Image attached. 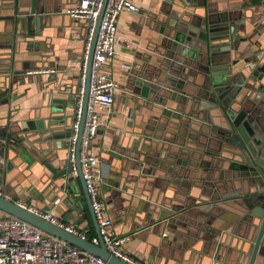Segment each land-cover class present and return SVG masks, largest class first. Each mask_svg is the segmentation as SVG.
<instances>
[{
	"label": "crops",
	"instance_id": "1",
	"mask_svg": "<svg viewBox=\"0 0 264 264\" xmlns=\"http://www.w3.org/2000/svg\"><path fill=\"white\" fill-rule=\"evenodd\" d=\"M78 1L0 0V135L17 137L40 119L64 121L55 126L61 134L43 149L19 145L5 151L0 142V193L14 202L49 206L47 211L90 238L96 230L79 179L73 180L77 203L53 205L52 173L43 165L47 160L61 168L68 159L66 132L74 116L86 21L65 11ZM189 1L187 9L206 12L212 29L228 17L243 37L240 49L251 55L264 51L263 0ZM132 2L138 11L119 14L113 61L105 65L118 88L113 105L97 109L100 124L90 145L111 229L128 237L122 250L144 264H247L258 222L245 202L251 191L219 145L218 119L210 114L215 111L193 105L194 94H204V74L181 66L190 64L186 56L168 59L164 47L161 25L177 6L167 0ZM28 16L40 17L38 24L30 21L31 37ZM147 73L162 87L169 74L187 78L185 92L177 90L173 100L163 97L164 104L158 95L144 98L128 82L130 75ZM161 93L171 95L168 89ZM254 110L264 116V105ZM260 243L253 264H264Z\"/></svg>",
	"mask_w": 264,
	"mask_h": 264
},
{
	"label": "water",
	"instance_id": "2",
	"mask_svg": "<svg viewBox=\"0 0 264 264\" xmlns=\"http://www.w3.org/2000/svg\"><path fill=\"white\" fill-rule=\"evenodd\" d=\"M167 1L171 4L175 3L177 6V10L171 13L172 18L163 21L160 29L165 40L164 47L169 51L168 59H173L177 55L186 56L189 58L190 64L184 62L181 66L190 68L192 65L197 68L198 72L204 74V80L200 85V90L204 92V96L198 92L194 94L193 105H197L199 109L207 108L209 112L215 111V113L210 114L214 119H218L216 127L220 129L217 137L219 145L230 154V168L239 171L238 178H241L242 183L251 191V195L245 199V202L250 209V215L258 219L254 225L257 229V235L253 240L247 262V264H253L260 248V242L264 240V120H262L264 116L254 110L258 104L264 105V51L261 49L251 55L245 49H240V42L243 37L237 32L236 27L228 17L220 19L217 22L218 28L212 29L209 26L212 21L206 12L198 13L197 8L192 11L187 9L186 6L191 5L189 0H179L177 3L174 0ZM105 3L106 0L103 1V8ZM194 5H196V0ZM170 11H166V13ZM32 14L35 12L33 11ZM100 17L88 55L83 108H85L87 100L90 61ZM195 18L198 21H195ZM39 19L40 17L33 16L26 18L28 31L26 36H33V33H29L30 21L33 20L38 24ZM217 39L221 40L216 41ZM224 39L227 41L225 42ZM166 79V86L162 87L161 84H157V78L151 73H147L141 78L130 75L128 84L132 88L135 86L139 89L138 93L144 98H148L150 95H158L157 101L162 103L165 100L163 97L174 98L177 90L185 92L184 86L188 83L187 78L179 75L169 74ZM161 89H168L171 95L169 97L163 95ZM67 105L71 106V103L68 101ZM83 119L84 114L79 127L75 153L76 177L81 183L99 240L98 244L82 240L63 228L43 220L20 207L17 202L7 199L1 193L0 209L67 241L73 246L101 257L109 264H127L106 249L99 235V224L92 210L79 163V142ZM47 120L46 124L43 119L36 120L34 126L27 123L23 126V132L18 131L17 137L8 132L4 136L0 135V142L5 146V151L8 149L15 150L19 145L28 150L32 147L43 149L45 144L50 145L51 140L56 135L61 134L55 131L56 124L64 121H59L54 117L47 118ZM66 135L69 137L70 131L68 134L66 132ZM41 154L44 155V151ZM43 165L52 173L53 205L63 202L71 206L73 203H77L79 198L74 195L76 188L73 183L76 177L71 174L72 166L69 161L65 160L61 168L53 167L51 162L47 160L43 162ZM28 203L30 202L28 201ZM39 208L46 211L50 209L49 206Z\"/></svg>",
	"mask_w": 264,
	"mask_h": 264
},
{
	"label": "built area",
	"instance_id": "3",
	"mask_svg": "<svg viewBox=\"0 0 264 264\" xmlns=\"http://www.w3.org/2000/svg\"><path fill=\"white\" fill-rule=\"evenodd\" d=\"M80 0L65 13L74 20H85V46L80 62L79 85L74 98V116L68 137V161L72 166V176H77L75 153L82 116L83 127L79 142V163L85 188L91 201L95 218L99 224V235L106 249L127 264H144L122 250L128 237L116 236L111 229V219L101 202L98 177L95 174L98 157L90 152L92 139L100 124L97 109L113 105L118 84L105 70V65L113 61L116 41L117 18L122 11H138L132 0ZM264 2V0H263ZM103 9V11H102ZM102 11V12H101ZM101 14V17H100ZM100 17L95 44L90 61L87 100L83 108L86 83V68L93 35ZM129 70V64H121ZM39 72V71H36ZM23 209L43 220L63 228L82 240L98 244L97 235L88 237L74 225L64 223L50 211L17 202ZM0 264H109L101 257L69 244L67 241L49 234L42 229L0 209Z\"/></svg>",
	"mask_w": 264,
	"mask_h": 264
}]
</instances>
